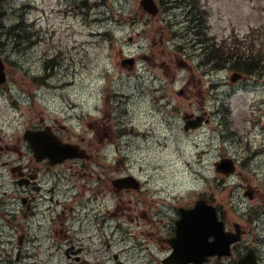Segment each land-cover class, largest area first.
<instances>
[{
  "label": "rangeland",
  "instance_id": "rangeland-1",
  "mask_svg": "<svg viewBox=\"0 0 264 264\" xmlns=\"http://www.w3.org/2000/svg\"><path fill=\"white\" fill-rule=\"evenodd\" d=\"M156 1L162 13L152 16L140 0H0V12L4 11L0 25L5 27L0 29L6 31L22 20L30 25L16 31L22 37L0 34V53L10 58L7 64L15 80L12 89L29 88L37 94L35 98L31 94V119H36L42 115L53 118L65 106L93 111L100 101L97 90L101 89L113 91L112 95L120 92L115 97L118 104L133 110L137 101L138 108L143 105L138 89L155 84L159 96H165L157 101L158 114L148 104L149 118L142 110L132 120L142 116V128L153 123L161 138L133 137L132 161L141 164L152 184L162 187L170 200L174 197L172 201L186 202L193 196L208 195L214 202L225 203L231 217L239 219L252 236L264 239V152L255 160L249 158L253 150H264V77L257 75L256 80L238 85L228 79L226 88L206 91L203 96L179 94L189 74L192 77L195 73L206 85L205 68H209L200 64L202 49L197 48V33H191L190 40L183 37L182 43L190 46L184 50L169 38L177 29L176 19L185 14V20L190 21L187 15L192 1ZM202 4L207 8L202 10L200 30L212 32L218 40L233 31H250L259 47L256 53L264 56V0H202ZM171 6L176 9L169 11ZM28 35L29 40L24 39ZM129 35L136 40L130 41ZM239 49L245 50L242 46ZM125 56L135 57L136 68L116 73L114 70L122 68L116 65L118 60ZM183 59L187 67L180 64ZM151 61L161 65L166 77L161 71H152ZM217 73L210 71L213 80L226 77ZM47 75H52L48 79L52 84L47 81L50 86L35 78ZM142 75L148 80L143 82ZM156 75L163 80H150ZM124 95L128 96L123 99ZM27 103L23 105L29 107ZM168 103V107H161ZM202 107L211 113L212 121L199 130L185 132L184 112H198ZM223 157L236 161L238 173L234 176L217 172L215 163ZM189 186L196 190L188 191ZM249 187L255 191L252 199L245 193ZM253 213L259 214L258 219L250 220ZM32 254L31 264L43 263V246L31 243Z\"/></svg>",
  "mask_w": 264,
  "mask_h": 264
},
{
  "label": "flooded vegetation",
  "instance_id": "flooded-vegetation-1",
  "mask_svg": "<svg viewBox=\"0 0 264 264\" xmlns=\"http://www.w3.org/2000/svg\"><path fill=\"white\" fill-rule=\"evenodd\" d=\"M188 12L193 18L177 36L179 47L189 48L183 37L197 33V47L207 48L202 16ZM194 74L180 94L204 95L203 80ZM7 84L0 85V240L16 238V245L0 256V264L31 260V240L37 239L45 240L43 264H264L263 240L231 217L225 203L209 201L213 220L206 211H187L194 200L159 201L146 171L132 163L130 119L125 108L112 104L107 89L99 91L94 110L80 111L75 121L35 123L31 108L25 111L14 100L17 94L3 90ZM189 114L194 120L196 113ZM41 127H49L46 156L37 158L31 128ZM64 148L71 154L53 162ZM132 176L134 184H116Z\"/></svg>",
  "mask_w": 264,
  "mask_h": 264
},
{
  "label": "water",
  "instance_id": "water-1",
  "mask_svg": "<svg viewBox=\"0 0 264 264\" xmlns=\"http://www.w3.org/2000/svg\"><path fill=\"white\" fill-rule=\"evenodd\" d=\"M141 3L151 13L157 12V6H156L154 0H142ZM2 70H3V64L0 60V79L2 78V75H3ZM217 165H218L219 171L229 173V172L234 170V166H233L230 159H224L221 163H217ZM209 217L212 218L213 220L216 218V215H215L213 209L211 210Z\"/></svg>",
  "mask_w": 264,
  "mask_h": 264
},
{
  "label": "trees",
  "instance_id": "trees-1",
  "mask_svg": "<svg viewBox=\"0 0 264 264\" xmlns=\"http://www.w3.org/2000/svg\"><path fill=\"white\" fill-rule=\"evenodd\" d=\"M246 53V50H245ZM249 55V57H248ZM245 59L247 62L244 65V68L246 71H253L259 68L260 61L262 60V56H257L253 50L251 52L249 51L247 53V56H245Z\"/></svg>",
  "mask_w": 264,
  "mask_h": 264
},
{
  "label": "bare ground",
  "instance_id": "bare-ground-1",
  "mask_svg": "<svg viewBox=\"0 0 264 264\" xmlns=\"http://www.w3.org/2000/svg\"><path fill=\"white\" fill-rule=\"evenodd\" d=\"M184 167H186V165H184ZM188 173L190 174L191 177L195 175V173H193V172H188ZM188 189L190 191H193L194 190V188H188Z\"/></svg>",
  "mask_w": 264,
  "mask_h": 264
}]
</instances>
